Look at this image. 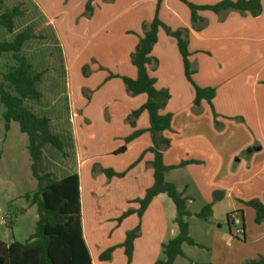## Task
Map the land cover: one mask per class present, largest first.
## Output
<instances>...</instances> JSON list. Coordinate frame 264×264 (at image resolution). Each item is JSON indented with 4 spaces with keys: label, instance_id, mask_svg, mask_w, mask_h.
<instances>
[{
    "label": "crops",
    "instance_id": "1",
    "mask_svg": "<svg viewBox=\"0 0 264 264\" xmlns=\"http://www.w3.org/2000/svg\"><path fill=\"white\" fill-rule=\"evenodd\" d=\"M88 1H91L92 15L83 16L80 20L79 17L84 13ZM157 1L113 0L112 3H115L116 7L110 18L106 13V6L112 3L106 0H35L40 13L50 20L58 34L60 29L62 34L93 36L123 20L121 28L116 29L117 33L113 34L119 37L118 42L125 49L124 57L119 60L124 68H121L117 74L129 77L136 76V68L131 64L129 54L141 34L143 21H151L157 15L158 19L172 30L181 27L188 29V60L193 69L192 79L201 87L210 86L215 89L212 106L202 100L199 112L193 107L194 87L185 77L176 39L161 27L158 29L157 41L152 48L157 65L148 67L149 74L156 79L155 87L169 93L164 108L160 110L161 113L171 114L170 128L162 133L170 141L169 147L162 152L164 164L177 165L190 159L199 162L177 166L164 174L165 180L173 182L177 190L187 198V202L190 200L186 195L190 186L187 179L199 175L197 172L204 158L201 154L213 151L208 141L191 146L194 139L200 138L202 116L206 117L207 129L211 128L215 134L219 132L214 131L213 128V112L223 121L227 119L221 116L240 115L247 125L264 126V0H261V13L255 17L237 11H228L225 18L220 20L216 13L200 10L198 15L206 19V24L204 27H201L202 24H197L199 29L192 27L190 10L184 2L160 0L157 5ZM188 1L195 4H212L219 0ZM65 15L67 18L64 17ZM96 15H99L97 16L99 19L92 22ZM76 18H78L77 22ZM109 33L107 32L106 35L113 37ZM113 99L107 100L106 96H101L99 107L101 111L109 107L113 116L110 124L114 122L112 127L116 126L114 132L120 129L123 133L111 134L112 141L109 147L92 152L82 150L77 155L74 170L68 173L78 175L82 234L90 253L91 264H94L91 248L93 247L97 253L102 247L97 246V238L100 240L103 237L104 246L108 248L121 243L125 232L139 224L140 234L134 239L130 264H154L164 255L162 253V258H156L150 256V252L158 249L162 252L161 244L178 233V226L174 221L175 206L165 193H158L147 205L141 218L134 212L120 222L117 221L127 209L136 210L139 207V203L134 199L142 198L145 189L152 184L153 169L150 162L153 153L147 150L151 146L150 133L147 130L148 113L142 111L135 120L134 127L126 121L130 111L145 102L146 94L129 96L124 90L119 97H115V101ZM72 114L75 115V111ZM227 122L229 126H233L229 121ZM74 130H79L77 122ZM74 130L73 135H75ZM134 130H141V133L125 144L126 148L123 152L113 153L124 144V138ZM261 148L259 145L255 150ZM173 149H176L174 153H172ZM93 164H97L100 168H110L116 173L123 172V175L114 174L107 178L103 172L93 173ZM219 167L217 166L215 170ZM211 186H219L218 190H221L223 195L219 199L211 197L207 200L206 203L211 204L210 215L214 213L219 200L226 195L231 196L230 186L225 187L216 183ZM26 205L28 208L33 206L28 202ZM165 210L168 211V216L164 213ZM150 217L159 220L153 222L154 226L169 225V222L162 221L171 219V232L167 235L169 238L165 240L163 236H153V240H150L152 233ZM129 221V226H125ZM117 252L120 254L121 264H126V256L123 247L120 246L115 247L111 258L106 261H111Z\"/></svg>",
    "mask_w": 264,
    "mask_h": 264
},
{
    "label": "rangeland",
    "instance_id": "2",
    "mask_svg": "<svg viewBox=\"0 0 264 264\" xmlns=\"http://www.w3.org/2000/svg\"><path fill=\"white\" fill-rule=\"evenodd\" d=\"M14 5H19L23 14L14 18L12 32L0 25V41L11 40L16 32L27 26L37 36L24 43L18 56H23L33 71L42 72L36 85L41 97L24 98L23 105L37 115L47 116L50 131L63 141L62 150L45 144L41 154L40 170L51 172L59 179L74 170L77 155L82 150L92 152L109 147L111 134L123 133L120 129L114 132L116 126L112 127L114 122L110 124L113 116L109 107L102 111L99 107L101 96L115 99L124 92L119 77L112 76L124 68L119 60L124 57L125 49L118 42L119 37L113 35L121 28L123 20L93 36L62 34L60 29L58 34L50 20L40 13L35 0H1L0 12ZM106 7L111 18L116 5L112 3ZM83 16L80 15V20ZM96 18L92 22L99 19ZM109 31L113 37L106 35ZM17 64L11 52L0 54L1 72ZM4 110L0 103V219L4 221L0 224V242L8 244L13 240L24 242L34 232L36 206L26 207L25 195L35 190L37 181L30 169L27 135L19 130L16 121H10L9 128L5 129ZM221 117L227 120L217 117L213 128L219 133L215 134L211 128L207 129L206 117L202 116L200 138L191 143L193 146L208 141L213 151L201 154L204 158L197 172L199 175L187 179L190 186L186 195L190 200L186 205L191 213L186 218L188 234L198 245L183 244L184 256H177L174 264H247L264 257V223L254 222V209L248 203L250 200L264 203V126L247 125L240 115ZM75 122L78 131L74 130ZM259 145L262 148L255 150ZM217 166L220 167L215 170ZM213 183L230 186L231 196L219 200L214 213L204 220L195 214L219 189V186H211ZM164 213L168 216L167 210ZM228 214L236 216L239 223L228 225ZM153 222L159 220L150 217V240L153 236L169 238L171 219L162 221L169 225L154 226ZM242 226L243 234L237 231ZM104 244L103 237L97 238V246H102L101 249L96 253L91 248L94 264H121L118 252L111 261L98 260L97 255L107 248ZM150 256L162 258L163 255L158 249L150 252Z\"/></svg>",
    "mask_w": 264,
    "mask_h": 264
},
{
    "label": "trees",
    "instance_id": "3",
    "mask_svg": "<svg viewBox=\"0 0 264 264\" xmlns=\"http://www.w3.org/2000/svg\"><path fill=\"white\" fill-rule=\"evenodd\" d=\"M111 1V0H106ZM190 10V21L194 29H199L197 24L204 27L206 19L198 15L200 10H210L216 13L220 20H223L228 11H237L240 14L258 16L262 10L261 0H219L212 4H195L188 0H181ZM1 2V0H0ZM160 0L157 1V5ZM91 1L85 5L84 15H92ZM23 11L19 5L5 8L0 12V25L7 31L12 32L14 28V18L22 15ZM163 28L168 35L176 39L179 53L182 57L184 74L186 79L194 87L193 107L199 112L201 101L205 100L211 105L215 95L213 87H201L194 83L192 79L193 69L188 60V29L185 27L170 29L161 22L157 15L151 21L141 23V34L134 49L130 52L131 64L136 68V76L113 74L119 77L124 85V90L129 96L146 94V100L139 107L130 111L126 121L135 126V120L142 111L148 113L151 146L147 148L153 153L150 162L153 169V182L145 189L142 198H135L139 203L136 210L127 209L118 218L120 222L131 213H136L141 218L147 205L158 193H165L175 206L174 221L178 226L176 236L161 244L163 258L158 259L154 264H173L177 256H184L182 244L198 245L188 234V223L186 218L191 215L186 206V197L178 191L173 182L165 180L164 174L177 166L188 163H199L197 160H184L177 165H166L162 159V152L170 145L169 139L163 136V131L170 128L171 114L161 113L164 108L169 93L155 87L156 79L148 72V67H156L157 59L152 54L153 45L157 41V32ZM30 26L16 32L11 40L0 41V54L11 52L18 60V64L10 66L6 71H0V103L5 110L2 114L5 121V129L9 128L10 121H16L19 130L27 135L28 152L31 159L30 169L32 176L36 179L35 190L25 195L29 205L36 206L37 220L34 232L24 242L13 240L9 244L0 242V264H91V257L82 234L80 218L79 180L77 173L55 178L51 172L40 170L42 147L49 144L52 147L62 150L63 141L50 131L49 118L44 115H37L32 110L23 105L24 98L39 99L41 92L37 89L42 72L33 71L32 66L23 56H18L24 43L36 38ZM214 122L217 115L213 112ZM141 130H134L124 138V144L113 151L121 153L125 150V144L134 139ZM92 172H103L107 178L112 175L122 176L110 168H100L93 164ZM249 205L254 209V222L264 223V203L258 200H250ZM211 214V204L206 203L195 214L197 217L207 219ZM229 224L232 222L230 214L227 215ZM242 234L244 233L243 226ZM140 234L139 224L125 232V237L121 243L110 246L98 255L99 261H106L111 258L115 247H123L126 256V264L132 260L134 239ZM200 246V245H199ZM201 264V263H199ZM247 264H264V257L250 260Z\"/></svg>",
    "mask_w": 264,
    "mask_h": 264
},
{
    "label": "built area",
    "instance_id": "4",
    "mask_svg": "<svg viewBox=\"0 0 264 264\" xmlns=\"http://www.w3.org/2000/svg\"><path fill=\"white\" fill-rule=\"evenodd\" d=\"M231 219H232V222H233L234 224H238V223H239V219H238L236 216H231ZM0 224H4V221H3L2 218L0 219ZM237 231H238V232L241 231V233H242V228H241V229H238V228H237Z\"/></svg>",
    "mask_w": 264,
    "mask_h": 264
},
{
    "label": "water",
    "instance_id": "5",
    "mask_svg": "<svg viewBox=\"0 0 264 264\" xmlns=\"http://www.w3.org/2000/svg\"><path fill=\"white\" fill-rule=\"evenodd\" d=\"M223 195V192L219 191V190H215L213 192V197L216 198V199H219L220 197H222ZM227 223L229 225V222H228V218H227Z\"/></svg>",
    "mask_w": 264,
    "mask_h": 264
}]
</instances>
